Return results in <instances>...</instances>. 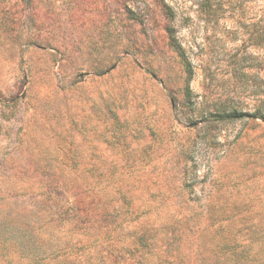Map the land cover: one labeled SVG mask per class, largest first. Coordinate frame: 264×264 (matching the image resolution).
<instances>
[{"label":"rangeland","instance_id":"374dc122","mask_svg":"<svg viewBox=\"0 0 264 264\" xmlns=\"http://www.w3.org/2000/svg\"><path fill=\"white\" fill-rule=\"evenodd\" d=\"M0 264H264V0H0Z\"/></svg>","mask_w":264,"mask_h":264}]
</instances>
